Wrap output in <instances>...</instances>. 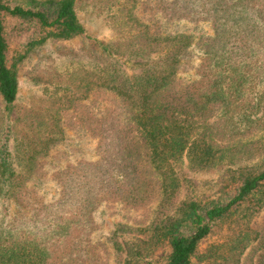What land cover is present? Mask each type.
<instances>
[{"label": "trees", "instance_id": "obj_1", "mask_svg": "<svg viewBox=\"0 0 264 264\" xmlns=\"http://www.w3.org/2000/svg\"><path fill=\"white\" fill-rule=\"evenodd\" d=\"M111 2L114 42L99 44L110 58L72 83L76 99L102 89L123 108L81 118L99 139L98 159L57 173L59 196L45 202L36 196L42 187L29 183L41 172L39 159L61 140L60 113L75 99L53 97L47 109H23L24 131L12 130L9 119L0 124V264H70L83 229L95 228L99 205L110 200L138 209L155 189L153 223L130 231L145 238L135 257L134 247L119 241L128 227L113 233L120 259L127 253L129 264H139L145 253L169 248L166 264H237L252 243L264 241V229L251 226L264 209V0L161 6L173 18L210 23L213 34L197 44L193 35L141 23L139 0ZM76 7L77 0H0V122L19 99L20 65L50 41L86 34ZM116 57L139 60L140 72L128 75L110 60ZM182 70L194 71L187 82ZM185 163L192 172L218 174L226 202L180 201L178 167ZM226 229L222 244L200 252L204 240Z\"/></svg>", "mask_w": 264, "mask_h": 264}, {"label": "rangeland", "instance_id": "obj_2", "mask_svg": "<svg viewBox=\"0 0 264 264\" xmlns=\"http://www.w3.org/2000/svg\"><path fill=\"white\" fill-rule=\"evenodd\" d=\"M173 1L139 0L135 10L136 17L141 23L149 25L156 32L193 35L195 44L200 36L213 34L211 25L207 21L193 22L173 18L166 10H161V6L163 7L164 4L167 6ZM112 9H114V4L111 0H77L76 10L86 29V34L71 40L50 41L20 65L19 99L12 114L6 120L1 121V125L9 119L14 124L12 130L24 131L28 129L29 124L25 119V114L21 113L23 109L32 111L47 109L54 101L53 97L55 99L62 96L74 98L73 90L78 89L72 84L73 81L75 82L85 72L92 70L95 63L104 65V59L110 58L104 55L99 44L110 46L114 42L112 40L114 37ZM110 60L114 61L128 75L140 72L141 68L136 66L137 63H140L139 60L127 57H116ZM192 74L194 71H181L185 82ZM83 91H87V89H83L80 93ZM87 95L88 97L84 100L74 98L75 100L70 102V99H67L69 108L60 113L63 131L60 136L61 140L52 146L48 155L39 159L41 172L29 183L42 187L36 196L45 202H51L59 196L58 185L60 184L56 176L57 173L82 161L93 162L98 159L99 139L89 126L81 122V118L87 116L100 118L105 116L107 111L123 110L119 105L120 102L115 100L111 93L102 91V89L93 88ZM3 112L4 104L0 97V118ZM1 139H5L4 130L1 133ZM178 174L181 179L180 201L196 198L205 206L214 202H226L227 197L221 191L218 174L192 172L188 169L187 163L178 167ZM159 204L160 198L156 189L149 204L138 209L127 207L117 201L103 202L93 214L95 228L83 229L82 233L85 232L82 236L84 243L81 248L74 250L75 255L70 264H129L128 260L134 261L133 257L145 238L130 231L151 225L157 216ZM120 225L128 227L129 233L121 234L118 239L125 244V248H127V244L134 247L132 260L127 257V253L123 259H120L112 241L113 233ZM251 226L255 229H264V209L253 217ZM226 235L227 229L207 238L201 244L200 252L207 254V250L212 245L222 244ZM263 236L262 233V239ZM170 254L171 250L165 248L145 253L140 258L141 260L135 261L139 264H166ZM195 264L207 263L195 260ZM237 264H264V241L259 240L252 243L240 256Z\"/></svg>", "mask_w": 264, "mask_h": 264}]
</instances>
